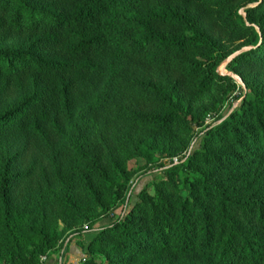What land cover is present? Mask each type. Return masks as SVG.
Segmentation results:
<instances>
[{"label": "trees", "instance_id": "trees-1", "mask_svg": "<svg viewBox=\"0 0 264 264\" xmlns=\"http://www.w3.org/2000/svg\"><path fill=\"white\" fill-rule=\"evenodd\" d=\"M210 18L224 35L220 52ZM0 32L24 36L0 49V93L19 94L0 112V145L9 134L28 138L0 151V264H43L67 232L58 223L81 214L79 203L127 189L133 128L189 141L225 101L218 125L197 134L182 162L168 152L153 195L132 193L121 214L105 209L90 223L84 264H103L95 252L105 264H264V0H0ZM238 52L227 71L243 86L218 72ZM171 74L186 86L165 84ZM84 89L98 94L96 106L66 136ZM52 136L66 138L61 154L73 164L64 172ZM30 140L50 147L47 160L36 170L34 155L21 172ZM62 176L72 193L36 202Z\"/></svg>", "mask_w": 264, "mask_h": 264}, {"label": "rangeland", "instance_id": "rangeland-1", "mask_svg": "<svg viewBox=\"0 0 264 264\" xmlns=\"http://www.w3.org/2000/svg\"><path fill=\"white\" fill-rule=\"evenodd\" d=\"M252 7V5L248 6L247 8ZM236 9H240L239 13L243 16H245V10L246 8H240V6L235 5ZM208 29L212 38V42L215 45V50L220 52L223 49V44H219L224 41V35L222 32L218 29L217 23L212 21L210 18ZM24 42V36L14 35V34H6V32H0V49L8 50L12 49L15 46L21 45ZM219 42V43H218ZM226 62V61H225ZM225 62L219 67L218 72L222 75H227V66L224 67ZM144 73L146 77H150L154 79L155 81L158 80V74L155 73L151 67H145ZM233 74V73H232ZM228 76V75H227ZM233 78L239 85L243 86L244 84L240 80L239 77L235 76H229ZM178 78L175 75L171 74L169 78H166L164 75L163 82L165 84H169L171 82H175V79ZM186 80L182 78L177 79V87L186 86ZM94 88V87H93ZM97 88V87H96ZM2 90V86L0 85V92ZM237 94V93H236ZM98 94H95V90H88L84 89L79 92V96L77 97L75 101V105L73 108V113L71 117V121L69 123H64V131L66 136L69 134L70 127L72 126H82L81 122L84 120L85 116L89 113L90 110H94L95 100L97 98ZM228 96V95H227ZM19 94L11 89L9 91H5L0 93V112L13 106L15 102L19 101ZM229 101H225L220 105L221 110L218 112H208L206 115H204L205 111L202 110L200 112V116L204 115L205 118L203 119L204 124L202 127H194V131L192 132L190 136V140H184L181 137L178 136H172V137H164L162 135L161 137H157V134L155 132L151 131L150 135H147V131H140L138 129H134L130 132L133 140V148H135V151L128 155L129 157H125V155L122 156V159L125 160V167L127 168V171L129 173V184L127 189L124 192H118L117 195H115L113 192L108 191L105 192L101 196V203H92V202H86L79 203L82 213L81 214H69L67 217L64 218V220H61L58 223V230H67L65 233V237L62 241H60L55 248L46 255V259L50 257L53 253H59L63 250L64 245L66 243H73L75 242L77 247H75V250H71V255L77 259V264H84L86 262V256L85 252L89 248V241L85 240V233L88 232V227H90V223L98 220L102 217V215H106L105 209H107V214L112 215V213H115L116 216L121 214L122 209L124 207V200L129 198V196L133 194H138L142 189L146 190L148 194L153 195L154 194V184L161 181L165 175L163 174L164 168H166L163 164L166 163V160L170 158L172 155H169L168 152H176L175 154L180 153L181 158H184L185 153L189 152L191 149H193L197 144V134L202 132L208 125L215 124L218 125V120L222 118V114H225V109L229 105ZM239 103H236L233 105V109L238 107ZM87 115V116H89ZM202 116V117H204ZM96 118V117H95ZM114 132V131H113ZM112 132V133H113ZM109 133V134H112ZM25 138L28 141V138L21 134V133H15V135H7L0 145V151L3 154H7L11 151H13L15 148H18L25 140ZM108 139H113L108 137ZM53 141V148L51 151H54L55 153H58V161L59 163H62V172H64V169L67 167H70L71 164H73V161L70 160V156L68 153L61 154V151L63 147H65L66 138H55V136H52ZM37 147V150H34L33 147ZM50 147H44L41 143H34L32 140H30V143L28 145V150L26 151V159L25 162L20 164L21 165V172H24V170H27L29 166L31 167L32 158L35 155L38 158L37 163L33 166L34 168H37L41 164H45L46 160L42 156H45V154L48 152ZM155 149H158L163 151L164 155H160V152H156ZM187 149V150H186ZM57 161V162H58ZM61 178V179H59ZM65 179V176L58 177V185H56L54 188L45 187V191L43 194L38 195V198H35V200L45 202L44 198L50 196L53 193H58V190H62L63 188H67V192L69 191L70 194L73 191L72 184L66 183L62 184L61 182ZM69 179V178H68ZM68 192V193H69ZM116 192V191H115ZM84 194V193H83ZM82 194V195H83ZM41 195L43 196L41 199ZM79 198H82V196H79ZM127 208V207H126ZM102 224V223H101ZM100 225V224H99ZM98 225V226H99ZM92 235V234H87ZM82 251V252H81ZM82 253L83 256L82 257ZM95 256L97 257L98 262H101L103 264L106 263L104 255H102L100 252H95ZM82 258V259H81ZM83 259H85L83 261ZM150 261H154L151 259ZM47 262V260H46ZM46 262H42L43 264H46Z\"/></svg>", "mask_w": 264, "mask_h": 264}, {"label": "crops", "instance_id": "crops-1", "mask_svg": "<svg viewBox=\"0 0 264 264\" xmlns=\"http://www.w3.org/2000/svg\"><path fill=\"white\" fill-rule=\"evenodd\" d=\"M84 237H85V240L91 239L90 235H87V234ZM75 247H77L75 242L66 243L62 251H60L59 253L56 252L50 255V257L47 259L46 264H77L78 262L77 259L71 255V250H75ZM82 257H84L83 253H82Z\"/></svg>", "mask_w": 264, "mask_h": 264}, {"label": "water", "instance_id": "water-1", "mask_svg": "<svg viewBox=\"0 0 264 264\" xmlns=\"http://www.w3.org/2000/svg\"><path fill=\"white\" fill-rule=\"evenodd\" d=\"M242 52H238V53H236V54H234L233 56H231L226 62H225V66L224 67H226L236 56H238L239 54H241ZM228 76H233V74L232 73H228L227 74Z\"/></svg>", "mask_w": 264, "mask_h": 264}, {"label": "built area", "instance_id": "built-area-1", "mask_svg": "<svg viewBox=\"0 0 264 264\" xmlns=\"http://www.w3.org/2000/svg\"><path fill=\"white\" fill-rule=\"evenodd\" d=\"M180 162H182V158H174L173 160H172V163L174 164V165H177V164H179ZM46 258H42V262L44 263V262H46ZM85 259H83V261H84Z\"/></svg>", "mask_w": 264, "mask_h": 264}]
</instances>
